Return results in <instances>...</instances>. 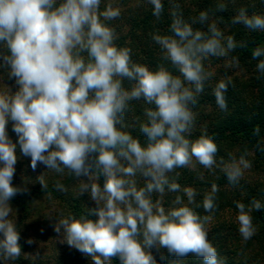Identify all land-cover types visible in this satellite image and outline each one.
<instances>
[{"label": "clouds", "instance_id": "clouds-1", "mask_svg": "<svg viewBox=\"0 0 264 264\" xmlns=\"http://www.w3.org/2000/svg\"><path fill=\"white\" fill-rule=\"evenodd\" d=\"M101 2L0 0V69H7V77L18 85L15 92L0 88V264H14L22 254L9 203L21 191L12 183L18 147L30 157L33 171L42 164L84 181L79 194H89L96 207L78 218L59 219L55 231L69 247L89 257L90 264H113L115 258L120 264H158L154 248L167 249L176 258L173 264L189 256L203 264H223L207 228L218 208L217 185L198 203V193L182 188L171 174L195 162L219 169L236 187L251 169L247 150L218 157L214 137L192 138L197 119L193 109L214 76L206 62L226 59L228 67H238V57L231 54L246 49L248 42L226 36L208 10L185 20L174 3L170 34H152L162 60L153 70L133 61L130 48L117 46L118 35L109 22L121 12L111 5L101 11ZM148 3L159 20L162 0ZM226 9L225 3H218L217 11ZM231 22L264 32V15H249L243 7ZM252 59L258 78L264 77V47H255ZM230 84L228 77L213 88L222 111L228 110L225 94ZM139 100L149 106L139 124L144 142L126 130L125 122L130 102ZM10 122L16 143L8 135ZM259 132V127L254 129V134ZM38 179L46 189L44 176ZM54 187L67 192L62 183ZM166 193L176 194L167 210L162 206ZM235 205L238 231L247 243L258 233L252 213L262 204L252 199ZM201 207L209 215L196 211Z\"/></svg>", "mask_w": 264, "mask_h": 264}, {"label": "trees", "instance_id": "trees-1", "mask_svg": "<svg viewBox=\"0 0 264 264\" xmlns=\"http://www.w3.org/2000/svg\"><path fill=\"white\" fill-rule=\"evenodd\" d=\"M162 2L164 13L159 20L153 16L152 5L148 3V0H102L101 2V11L111 5L121 12L118 19L109 23L118 35L117 46L130 48L132 59L135 62L147 65L153 70L162 63L159 46L153 41L152 34L157 32L170 34L169 26L172 22L170 10L174 3L180 5V11L185 20L190 21L200 11L208 10L211 19L217 22L218 27L224 31L226 36L232 35L238 41L248 42L246 49H237L231 54L238 57V67H228L227 64L230 61L226 59L212 58L206 62L207 70L212 71L214 76L206 83L205 91L198 97V102L193 109L197 114V119L192 138L195 139L205 134L214 137L220 149L218 157L227 158L229 153L238 156L247 150L250 154L248 158L252 163L251 169L246 172L245 177L236 187L228 184L225 175L219 169L208 170L195 162L194 167L177 169L171 176L182 188H193L198 193L196 196L198 203L202 202L204 195L210 192L213 184L217 185L219 189L216 201L218 208L214 214H211L213 218L207 228L210 229L209 239L217 248L223 264H264V77L258 78L257 61L252 59V50L257 46L264 47V32H253L244 28L243 25L231 22L241 7L246 8L249 15H264V0H162ZM218 3H225L227 9L217 11ZM195 27L202 26L195 25ZM7 75V69H0V88L8 86L15 92L18 90L15 78L9 79ZM228 77L232 80L225 94L228 110L222 111L216 104L213 88L221 79ZM125 87L130 88L131 85L126 81ZM148 107L143 100L132 101L125 117L128 125L126 130L139 137L142 142L145 138L139 132V124L146 119L144 113ZM257 127L260 129L259 135L254 134V129ZM12 129L13 125L10 122L8 135L12 142L16 143L18 136ZM17 155L19 159L15 166L12 183L21 191L9 202L11 207L17 206L22 209L26 199L45 196L49 201L60 204L61 212L59 208H55L54 215L58 217L57 219L69 215L78 218L86 214L88 208L96 207L89 194L85 193L82 196L79 194V184L84 182L83 180H78L67 170L60 174L47 169L42 164H38L36 170L33 171L30 157L23 156L19 147ZM176 173L179 175L177 176ZM42 175L48 185L46 189L38 179ZM81 179L85 178L81 177ZM137 180L138 183L143 184L142 178L138 177ZM57 182L62 183L67 188V192L57 191L54 187ZM102 184L103 177L101 178ZM175 195V193H166L162 198L166 210L173 206L172 201ZM159 198L158 195L153 196V199ZM252 199H257L262 204L260 211L252 213L258 233L252 240L244 243V249L235 244V247H232L231 244L236 240L235 236L225 234L222 229L227 227L233 230L237 229L238 225L237 222L229 224L223 218L226 214H237L235 202L239 201L247 205ZM196 211L201 216L209 215L202 207ZM12 218L14 219L13 216ZM91 218L98 219L95 216ZM14 221L20 231L19 243L22 248L21 257L14 264H90V258L76 249L51 260L32 255L31 244L27 243L31 240L30 226L23 218L14 219ZM239 239H242L241 236ZM152 252L158 264H173L176 260L175 257L168 255L167 249L157 251L154 248ZM161 254L166 256L163 261L160 259ZM239 255L243 259L240 262L238 261ZM113 264H120L119 259L115 258ZM182 264H203V261L189 256L182 261Z\"/></svg>", "mask_w": 264, "mask_h": 264}, {"label": "rangeland", "instance_id": "rangeland-1", "mask_svg": "<svg viewBox=\"0 0 264 264\" xmlns=\"http://www.w3.org/2000/svg\"><path fill=\"white\" fill-rule=\"evenodd\" d=\"M26 203L22 206V209L17 206H12L13 208V217L18 220L23 218L28 226H30L29 235L31 237V254L34 256H40L44 259H54L61 257L63 253H66L70 250H75L74 248L69 247L63 241V236L58 234L55 231V225L58 223L59 219L55 213V208H59L60 204L57 202H51L45 196H38L32 199H26ZM162 206L164 207V200L162 199ZM61 212V208H59ZM61 214V213H59ZM235 213L226 214L223 218L224 221L230 223L236 222ZM210 229L208 228V231ZM223 232L225 234L234 235L236 240L232 243V247H235L234 244L243 248L244 243L242 239H239V231L237 229L230 230L227 227H224ZM40 233V235H39ZM39 235V236H38ZM229 244V246H231ZM234 249V248H233ZM244 249V248H243ZM242 256L239 255L238 261H242Z\"/></svg>", "mask_w": 264, "mask_h": 264}]
</instances>
